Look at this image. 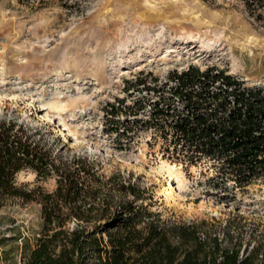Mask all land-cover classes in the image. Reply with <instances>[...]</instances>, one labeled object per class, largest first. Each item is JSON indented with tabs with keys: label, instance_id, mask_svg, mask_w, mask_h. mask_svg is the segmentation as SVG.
<instances>
[{
	"label": "rangeland",
	"instance_id": "obj_1",
	"mask_svg": "<svg viewBox=\"0 0 264 264\" xmlns=\"http://www.w3.org/2000/svg\"><path fill=\"white\" fill-rule=\"evenodd\" d=\"M192 63L264 83V4L250 12L246 0H0V119L49 130L46 140L65 156L88 155L106 176L140 183L144 205L167 221H205L221 237L230 224L243 248L264 244V181L219 199L206 185L210 171L164 157L152 130H111L106 106L128 97L127 79L145 70L163 81ZM16 182L56 188L31 170ZM41 224L40 203L9 199L0 264H21L24 238L33 245Z\"/></svg>",
	"mask_w": 264,
	"mask_h": 264
},
{
	"label": "trees",
	"instance_id": "obj_2",
	"mask_svg": "<svg viewBox=\"0 0 264 264\" xmlns=\"http://www.w3.org/2000/svg\"><path fill=\"white\" fill-rule=\"evenodd\" d=\"M246 3L255 12L264 0ZM126 83L128 97L106 106L120 137L152 130L164 157L210 171L206 185L219 199L264 181V83L195 63L172 69L163 81L141 70ZM46 131L0 119V211L12 198L41 204V228L33 245L24 238L21 264H264L263 243L243 248L230 224L221 237L205 221L163 219L144 205L146 187L122 174L106 176L88 155L65 156ZM23 170L54 178L56 188L19 186Z\"/></svg>",
	"mask_w": 264,
	"mask_h": 264
}]
</instances>
